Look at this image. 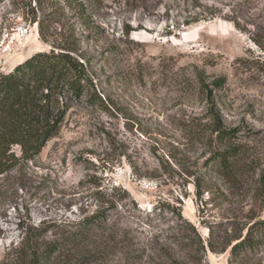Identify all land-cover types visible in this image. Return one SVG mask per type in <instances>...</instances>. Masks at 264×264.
Instances as JSON below:
<instances>
[{
  "label": "rangeland",
  "instance_id": "rangeland-1",
  "mask_svg": "<svg viewBox=\"0 0 264 264\" xmlns=\"http://www.w3.org/2000/svg\"><path fill=\"white\" fill-rule=\"evenodd\" d=\"M51 50L94 88L0 176V264H264V0H0V72Z\"/></svg>",
  "mask_w": 264,
  "mask_h": 264
},
{
  "label": "trees",
  "instance_id": "trees-1",
  "mask_svg": "<svg viewBox=\"0 0 264 264\" xmlns=\"http://www.w3.org/2000/svg\"><path fill=\"white\" fill-rule=\"evenodd\" d=\"M71 52H38L11 72H0V176L20 160L33 159L55 135L60 118L55 119V109L59 107L62 92L77 97L94 88L88 71L90 64L84 56ZM98 99L95 96L88 101L95 103ZM214 120L219 139L228 138L231 134L224 132L216 114ZM14 147L20 148L21 156L15 154ZM230 160V151L219 154L217 160L220 172L229 176ZM254 231L264 233V221L256 222L248 235L233 247V258H237L240 249L255 248Z\"/></svg>",
  "mask_w": 264,
  "mask_h": 264
}]
</instances>
